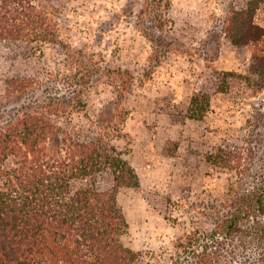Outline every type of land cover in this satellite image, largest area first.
<instances>
[{
    "label": "rangeland",
    "instance_id": "obj_1",
    "mask_svg": "<svg viewBox=\"0 0 264 264\" xmlns=\"http://www.w3.org/2000/svg\"><path fill=\"white\" fill-rule=\"evenodd\" d=\"M241 2L44 0L56 42L34 56L0 58V114L44 95L46 86L65 108L77 94L84 107H68L62 129L80 124L83 136L109 140L134 168L139 185L121 187L118 200L127 222L121 240L140 253L138 264H176L175 243L206 224L198 210L226 192L229 177L208 159L214 148L242 151L252 130L255 148L264 145V126L251 124L255 116L264 123V90L252 95L225 73L242 72L249 60L224 35ZM257 20L264 22V10ZM46 71V82L27 94L7 93L5 80L46 78ZM193 94L208 100L201 119L187 116Z\"/></svg>",
    "mask_w": 264,
    "mask_h": 264
},
{
    "label": "trees",
    "instance_id": "obj_2",
    "mask_svg": "<svg viewBox=\"0 0 264 264\" xmlns=\"http://www.w3.org/2000/svg\"><path fill=\"white\" fill-rule=\"evenodd\" d=\"M42 1L0 0V58L34 56L43 43L56 42V23ZM262 10L264 0H242L224 29L241 61L249 53L243 71H226V78L243 81L252 95L264 90ZM48 74L11 77L7 93L27 94ZM42 91L12 114H0V264H138L140 253L121 240L127 222L118 200L121 187L139 185L134 168L109 140L83 136L80 124L62 129L68 107H84L77 94L65 108L47 86ZM207 106L193 94L187 116L201 119ZM261 118L254 117L253 128L264 126ZM254 132L242 151L226 145L210 154L228 173L226 192L202 204L206 224L180 237L172 263L264 264V145L255 148Z\"/></svg>",
    "mask_w": 264,
    "mask_h": 264
}]
</instances>
